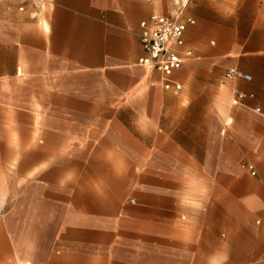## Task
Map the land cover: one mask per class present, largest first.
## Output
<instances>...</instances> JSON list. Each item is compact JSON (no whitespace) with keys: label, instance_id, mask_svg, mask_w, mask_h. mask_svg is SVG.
Listing matches in <instances>:
<instances>
[{"label":"crops","instance_id":"1","mask_svg":"<svg viewBox=\"0 0 264 264\" xmlns=\"http://www.w3.org/2000/svg\"><path fill=\"white\" fill-rule=\"evenodd\" d=\"M162 1L0 0V264H264V0H191L178 94Z\"/></svg>","mask_w":264,"mask_h":264},{"label":"built area","instance_id":"2","mask_svg":"<svg viewBox=\"0 0 264 264\" xmlns=\"http://www.w3.org/2000/svg\"><path fill=\"white\" fill-rule=\"evenodd\" d=\"M194 24L190 18L169 19L165 17H150L149 20L139 23L138 41L145 57L139 60V64L149 67L152 71L161 75L164 91L178 94L181 84L173 79V75L182 65L190 60L193 55L190 50L184 49V33L189 25ZM226 80H240L250 82L251 77L237 70H226ZM246 96L240 94L238 99ZM260 113V109L256 108ZM251 175H255L252 166H248Z\"/></svg>","mask_w":264,"mask_h":264},{"label":"rangeland","instance_id":"3","mask_svg":"<svg viewBox=\"0 0 264 264\" xmlns=\"http://www.w3.org/2000/svg\"><path fill=\"white\" fill-rule=\"evenodd\" d=\"M168 4V8H172V13L175 14V16H179L180 18H185V8H190L191 0H164ZM162 1V2H164ZM162 2H156V3H162ZM155 3V4H156ZM193 4H195L193 2ZM196 56V55H195ZM200 69H206V68H200ZM210 72H206L203 76L195 75L194 80L198 83H210L212 80V74L215 73V67H210ZM208 69V70H209ZM196 85V82L191 83V85ZM191 90V89H190ZM189 96H195V93L189 92Z\"/></svg>","mask_w":264,"mask_h":264},{"label":"bare ground","instance_id":"4","mask_svg":"<svg viewBox=\"0 0 264 264\" xmlns=\"http://www.w3.org/2000/svg\"><path fill=\"white\" fill-rule=\"evenodd\" d=\"M158 17H160V18H161V17H163V16H158Z\"/></svg>","mask_w":264,"mask_h":264}]
</instances>
